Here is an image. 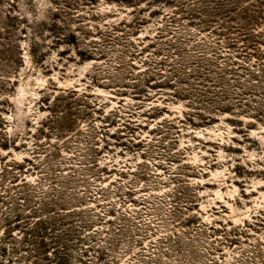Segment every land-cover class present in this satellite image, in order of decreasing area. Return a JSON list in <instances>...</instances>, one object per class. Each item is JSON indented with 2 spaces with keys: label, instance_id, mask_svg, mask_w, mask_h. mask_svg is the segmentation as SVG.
<instances>
[{
  "label": "rangeland",
  "instance_id": "374dc122",
  "mask_svg": "<svg viewBox=\"0 0 264 264\" xmlns=\"http://www.w3.org/2000/svg\"><path fill=\"white\" fill-rule=\"evenodd\" d=\"M0 264H264V0H0Z\"/></svg>",
  "mask_w": 264,
  "mask_h": 264
}]
</instances>
